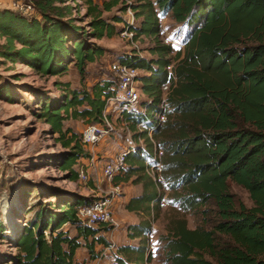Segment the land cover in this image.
Listing matches in <instances>:
<instances>
[{
    "label": "trees",
    "instance_id": "obj_1",
    "mask_svg": "<svg viewBox=\"0 0 264 264\" xmlns=\"http://www.w3.org/2000/svg\"><path fill=\"white\" fill-rule=\"evenodd\" d=\"M23 1L34 6L35 15H23L12 6L0 9V37L5 40L0 44V68L20 63L43 75L61 77L75 66L84 75L86 66L106 52L87 42V37L112 38L119 32L117 25L124 28L128 23L123 17L128 6H122L119 11L123 15H114L112 21L104 17L122 5L121 0L101 6L94 0ZM81 5L91 18V34L74 17ZM131 7L135 22L141 20L138 27H132L135 40L145 36L157 41L150 50L155 57L148 59L134 51L117 60L146 72L138 81L145 97L153 101L151 111L161 102L164 85H170L167 120L153 132L157 147L164 151L159 174L165 185L158 186L147 172L155 145L149 128L141 133L137 129L147 118L128 119L134 138L143 139L147 148L127 156L126 168L116 183L142 185V194L133 198L126 210L143 214V219L128 227L129 237L139 239V244L119 247L113 264L153 261L149 237L162 212L159 187L171 192L167 235L161 237L168 264H214L206 254L218 264H264V0H135ZM168 16L187 28L183 38H178L181 47L159 41V19ZM3 79L0 74V100L16 104L17 93ZM112 86L113 77L90 92L67 89L69 94L61 98L42 93L37 100L36 115L68 150L59 165L74 182L79 181L80 161L90 154L81 135L66 129L65 122L82 117L91 124L101 123ZM229 182L249 194L253 207L242 203L237 207ZM0 186H5L4 180ZM20 191L25 206L30 190L24 186ZM91 200L65 197L60 198L57 210H38L35 221L19 231L14 241L18 254L13 262L76 264L75 255L81 248L92 259L102 253L96 252V244L112 248L103 235L112 226H84L78 221V209ZM210 201L219 217L216 226L213 230L191 229L186 215L205 208ZM67 225L74 228V236L64 228ZM4 229L0 221V233ZM218 236L229 241L219 244Z\"/></svg>",
    "mask_w": 264,
    "mask_h": 264
},
{
    "label": "rangeland",
    "instance_id": "obj_2",
    "mask_svg": "<svg viewBox=\"0 0 264 264\" xmlns=\"http://www.w3.org/2000/svg\"><path fill=\"white\" fill-rule=\"evenodd\" d=\"M109 1L94 0L100 6ZM122 1V5L113 9L111 13H105L104 17L110 18L112 21L114 15H123L119 11L122 6H128V13L123 15L128 22L132 18L129 8L133 12L131 6L135 0ZM86 12V6L81 5L78 12H74V17L79 20L77 24L83 26L87 33L91 34L89 24L91 18L86 16ZM133 15H135L134 12ZM140 21V19L136 20L134 26L138 27ZM159 23L162 28L159 41L164 44V40L170 39L174 42V47H181L178 38H183L187 31L186 26L183 27L176 23L171 16ZM117 26L119 32L112 38L105 37L102 40H96L92 37L93 35L87 37V42L102 46L106 52L102 58L86 66L84 75L75 66L70 67L69 73L61 77L43 75L20 63L7 64L0 68V74L4 78L3 82L11 83L18 95L16 104L0 100V182L4 180L5 184V186H0L3 190L0 193V221L6 229L0 233V264H15L13 258L17 256L18 251L14 241L27 224L35 221V214L38 210L41 208L57 210L56 206L60 198L73 196L96 198L97 195L93 190L96 189V184H100L102 181L101 164L104 161L111 160L117 152L127 149V142L129 145L147 148L144 141H137L134 138L136 133L131 130L130 124L128 122L125 124V121L116 117L114 135L95 148H85L89 154H97L96 158L100 159L99 163L101 162L99 170L92 176L93 185H86L79 181L74 182L59 165L60 157L68 150L59 143V135L54 134L51 127L36 115L37 100L42 93L48 94L53 99H58L69 94L70 91L90 92L96 84L112 80L113 76L109 72V66L119 56L137 51L142 57L148 59L155 57L152 56L150 50L157 45V41L140 36L132 44L120 37L119 33L123 25ZM4 41V38L0 37V44ZM172 57L173 55L170 58ZM139 75L144 76L146 72L140 70ZM67 89L70 91L68 92ZM137 89L141 103H146L148 99L142 92L140 82L137 84ZM90 124L88 118L81 117L68 120L64 126L66 129L72 128L75 133L82 136ZM99 156L105 157L99 158ZM97 174H99L100 180L96 182ZM24 186L29 188L31 195L27 197L25 206H23V201L21 202L20 191ZM229 186L231 193L235 196L237 207L240 203L248 208L253 207L249 194L243 188L233 182H229ZM100 187L106 191L110 189L106 182H102ZM101 189L98 187V190ZM159 189L163 193V198L165 197V203L164 207H161L162 212L159 220L153 224L154 234L152 233L153 236L149 237L151 244L155 246L152 251L153 261L150 264H168L166 252L163 250L164 241L161 240V237L167 235V219L171 212V208L167 205V198L171 192L165 187H159ZM186 218L191 229L203 228L206 230H213L219 220L217 209L212 201L205 208L187 214ZM64 228L69 229L72 236L76 234L70 225ZM46 236H49V232H46ZM217 241L219 244H225L229 238L218 236ZM205 258L218 264L217 260L210 255L206 254Z\"/></svg>",
    "mask_w": 264,
    "mask_h": 264
},
{
    "label": "built area",
    "instance_id": "obj_3",
    "mask_svg": "<svg viewBox=\"0 0 264 264\" xmlns=\"http://www.w3.org/2000/svg\"><path fill=\"white\" fill-rule=\"evenodd\" d=\"M12 9L20 12L23 15H35V8L33 5L24 2L23 0H13ZM129 14L132 17L120 33V37L130 43L135 42V33L132 27L135 25V18L131 8ZM166 18L159 19L163 22ZM165 45L174 46V42L170 39L164 40ZM178 45V44H177ZM181 46V45H180ZM168 71L172 73V66H169ZM109 71L113 76V86L111 88V96L106 101V107L102 115V121L98 124L89 125L82 133V142L87 148H95L104 141H107L114 135L115 118L125 121L127 124L128 119L131 118H147L137 124L138 132L141 133L145 128H149L148 135L150 140L155 145L154 156L152 160L147 163V172L158 184L163 186L164 181L159 174L161 171V159L164 155L163 149L157 147L153 140L154 130L164 124L167 120V112L170 111L168 95L170 92V85L166 84L162 88L163 97L159 105L154 111H151L153 101L148 99L144 104L141 103V97L138 93L137 84L140 77V70L129 64L123 63L119 60L112 62L109 66ZM119 116V117H118ZM140 141H144L140 139ZM143 147H136L131 145L121 152H117L114 157L109 161H104L101 164V178L100 184H96V189L93 190L96 198H93L89 203L80 207L77 212V218L80 224L84 226H96L99 224H108L116 227L118 225L114 216L113 206L115 201L123 193L121 183L117 184L116 179L126 168L127 156L137 149ZM97 154L92 153L89 157L83 158L78 166L79 182L89 185L94 179L92 176L99 170ZM100 174V173H99ZM97 174V180H100ZM102 182L109 184V190L101 189ZM98 187L101 190H98ZM160 195L163 193L160 192ZM165 197L162 199L160 207H164ZM155 246L149 243V251L152 252Z\"/></svg>",
    "mask_w": 264,
    "mask_h": 264
},
{
    "label": "crops",
    "instance_id": "obj_4",
    "mask_svg": "<svg viewBox=\"0 0 264 264\" xmlns=\"http://www.w3.org/2000/svg\"><path fill=\"white\" fill-rule=\"evenodd\" d=\"M13 0H0V9H10ZM128 147L131 146L127 142ZM87 148V147H86ZM90 148V147H89ZM105 157V156H104ZM99 156V158H104ZM101 163V162H100ZM98 164V167L100 165ZM123 188V193L114 203V216L117 220L118 225L116 227L112 226L108 232L103 233V235L112 244V248H104L100 244H96V252L102 251L101 255L97 259H92L89 252L81 248L77 250L75 255L76 264H113L115 258L118 254V248L121 246H137L140 242L139 239H131L129 237L128 227L133 225H138L143 219V214H136L134 212H129L126 210L127 204L133 199L140 196L143 192L142 185H134L132 182L121 183ZM92 186V185H91ZM154 227V225H153ZM154 234V230L152 232ZM153 234H151L153 236ZM150 235V236H151ZM74 236V235H73ZM84 243V241H82ZM149 239V243H150ZM148 252L151 254L153 252Z\"/></svg>",
    "mask_w": 264,
    "mask_h": 264
},
{
    "label": "bare ground",
    "instance_id": "obj_5",
    "mask_svg": "<svg viewBox=\"0 0 264 264\" xmlns=\"http://www.w3.org/2000/svg\"><path fill=\"white\" fill-rule=\"evenodd\" d=\"M17 200V199H16Z\"/></svg>",
    "mask_w": 264,
    "mask_h": 264
}]
</instances>
